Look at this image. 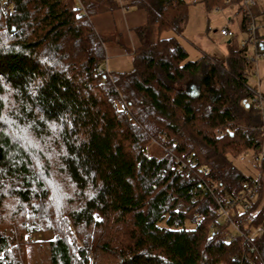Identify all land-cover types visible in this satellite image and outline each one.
<instances>
[{
  "label": "trees",
  "instance_id": "1",
  "mask_svg": "<svg viewBox=\"0 0 264 264\" xmlns=\"http://www.w3.org/2000/svg\"><path fill=\"white\" fill-rule=\"evenodd\" d=\"M126 1L146 21L131 28V68L116 73L99 71L112 41L90 16L118 1L6 0L13 11L0 12V264H26L44 232L48 264H264V233L231 239L202 182L234 196L252 176L232 158L261 149L247 42L229 39L193 96L202 57L161 36L180 33L187 3ZM168 151L190 157V171ZM234 216L244 231L264 226L258 201Z\"/></svg>",
  "mask_w": 264,
  "mask_h": 264
},
{
  "label": "rangeland",
  "instance_id": "2",
  "mask_svg": "<svg viewBox=\"0 0 264 264\" xmlns=\"http://www.w3.org/2000/svg\"><path fill=\"white\" fill-rule=\"evenodd\" d=\"M116 1H118L119 4L118 8H120L121 4L125 5L128 3L126 0ZM184 1L187 3V19L183 29L180 33H176L172 29H167L162 31L161 36H175L186 49L188 59L194 60L199 56L202 57L199 71L188 81L186 86L189 92H194L197 88L199 90V77L205 70L206 62L218 60L221 61V63H225L228 52L227 40L231 39L230 44L240 46L241 41L246 40L249 37V32L242 29L239 25L238 18H236L237 6H235V9L233 10H228L229 6L224 3L222 6L216 5L215 7H212V9H208L202 2L203 0ZM257 2L262 6L264 5V0H257ZM113 10L104 12L110 13L113 12ZM134 12L143 13L144 11H138L135 6H129L128 11H126V17H123V19L121 17V20L114 17V22H116L117 27L106 31H97L95 29L94 22L98 18L97 16H94V22L92 21V18H90L97 33L105 39L113 40L105 46L104 62L107 71L110 73L128 71L131 68V50L135 48L133 47V44L135 43V40H137L134 32L131 29L129 30V25L132 24V20H135L133 18L135 16L132 15ZM263 15L264 12L254 14L255 24L257 26L259 25V36L264 35V27L261 26ZM228 18H231V20H228ZM119 25L123 26V29L125 30H123L124 35L119 31ZM224 26H227L234 33L233 37L223 36L219 33V29ZM116 41H121L126 47H122V49L120 48L121 46H112V44H116ZM247 49L248 53L252 55L254 47L251 40L247 42ZM252 69L253 74L249 77L248 82L251 88L255 87V89L259 90L264 95V56L258 57L257 60H254ZM189 82L191 83L189 84ZM261 148H264V136ZM251 154H253V151L248 150L246 155H243V159H240L238 156L237 158H232V162L244 175L255 177L259 174V169L255 166V162L249 157ZM259 193H261V196H256L254 202L258 201L259 205L264 207L263 186L260 187ZM254 232L255 230L253 229L252 233ZM52 236L51 232H44L38 236L41 241L32 242L33 239L31 238V242L28 244L29 246H27V255L25 256L26 264H48L46 241Z\"/></svg>",
  "mask_w": 264,
  "mask_h": 264
},
{
  "label": "built area",
  "instance_id": "3",
  "mask_svg": "<svg viewBox=\"0 0 264 264\" xmlns=\"http://www.w3.org/2000/svg\"><path fill=\"white\" fill-rule=\"evenodd\" d=\"M121 1V0H119ZM257 0H241L243 11L247 14L248 22L246 24L247 31L249 32V37L246 40L241 41V45L251 40V43L254 47V52L252 55H248V59L251 61L252 65L254 60H257L258 57L264 56V42L261 40V37L258 34V27L255 24L254 15L252 14L250 8L256 4ZM224 3L228 6L233 5L229 0H224ZM122 7L127 8V4L122 5ZM12 8L6 3V0H0V12L3 16H9L12 13ZM261 26L264 27V15L262 16ZM219 33L223 36L231 37L234 33L227 27H221ZM99 71H107L105 62L103 68H99ZM252 91V101L258 108L257 113L261 117V128L264 136V95L255 87H250ZM127 112V111H126ZM220 133L221 131H218ZM247 151H244L242 155L239 156L240 159H243V155H246ZM168 154L173 158L172 166L178 165L180 169L184 170L186 173L190 171L191 166L194 165V161L187 157L186 159H181L178 156L174 155L172 152L168 151ZM148 156V153H145ZM251 160L255 163H261L264 161V148H261L260 151L255 154L249 155ZM203 171L206 173L207 169L203 167ZM204 188L208 193L213 197V200L217 206V212L219 218L223 220V223H227L230 226V231L228 233L231 239H235L238 235H241L245 241H251L252 237L261 236L264 233V226L259 224L255 228L254 233L253 229L246 227L244 231L241 227L242 217L234 216V213H241L244 210L249 208V205L254 202V198L258 196L259 189L262 186L261 183V173L255 177H251L247 180H243L240 184V188L237 193L232 196L222 197L215 193V186L208 185L204 180H202ZM193 190L190 188L189 192Z\"/></svg>",
  "mask_w": 264,
  "mask_h": 264
},
{
  "label": "crops",
  "instance_id": "4",
  "mask_svg": "<svg viewBox=\"0 0 264 264\" xmlns=\"http://www.w3.org/2000/svg\"><path fill=\"white\" fill-rule=\"evenodd\" d=\"M202 2L204 3V5L208 9H212V7H215L216 5L217 6H220V5H218L219 2H220L218 0H215V2L210 1V0L209 1L208 0H203ZM232 4L233 5H230L229 8L228 7L227 8H228V10H233V9H235V6H237V9H236V18H238L239 25H240L241 18H242V12H243V7H242V4H241V0H239L237 2L235 1V4H234V2ZM128 9H129V6H127V8H125V7H122L120 5V8H117V9L113 10V12H110V13L109 12H101V13H98V14H94L90 18H92V21L94 22V19H95L94 16H97L98 18L94 22L95 29L97 31H102V30L106 31V30L113 29V28L117 27L116 22H114V17H116L118 20H121V17L123 19V17H126V11H128ZM137 9H138V11H140V10H143L144 11V9L139 8V7H136V10ZM250 10H251V12H252L253 15L254 14H257V13H260V12H263L264 11V5L262 6V5L258 4V2H256V4L254 6H252L250 8ZM132 15L135 16V17H133L135 20H132V24L129 25V30L133 26L143 24L146 21V13H145V11L143 13H135L134 12V13H132ZM229 19L231 20V18H228V20ZM119 26H120L119 31L122 33V35H124V31L125 30L123 29V26L122 25H119ZM123 39H124V37H123ZM136 39H137V37H136ZM228 41L229 40H227V42ZM137 44H138V42H137V40H135V43L133 44L134 45L133 47H136ZM116 45L119 46L118 44H115V43L112 44V46H116ZM112 48H115V47H112ZM120 48H122V47H120ZM190 83L191 82H189V84Z\"/></svg>",
  "mask_w": 264,
  "mask_h": 264
},
{
  "label": "water",
  "instance_id": "5",
  "mask_svg": "<svg viewBox=\"0 0 264 264\" xmlns=\"http://www.w3.org/2000/svg\"><path fill=\"white\" fill-rule=\"evenodd\" d=\"M189 93H190L191 95L195 96V95H198L199 90H198V88H197V89H195L194 92H189Z\"/></svg>",
  "mask_w": 264,
  "mask_h": 264
}]
</instances>
